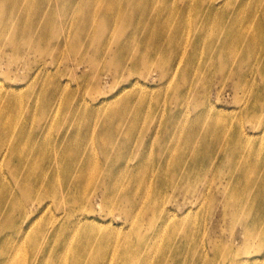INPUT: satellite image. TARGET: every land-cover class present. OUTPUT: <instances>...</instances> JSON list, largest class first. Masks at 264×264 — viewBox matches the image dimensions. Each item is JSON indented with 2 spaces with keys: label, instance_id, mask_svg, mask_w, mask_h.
I'll return each mask as SVG.
<instances>
[{
  "label": "rangeland",
  "instance_id": "obj_1",
  "mask_svg": "<svg viewBox=\"0 0 264 264\" xmlns=\"http://www.w3.org/2000/svg\"><path fill=\"white\" fill-rule=\"evenodd\" d=\"M6 1L0 0L2 11H6ZM239 1L30 0L33 5L23 12L12 9L7 17L0 13V18L5 17L0 22V27L5 28L4 32L0 30L2 94L11 92L21 98L22 117L26 110L29 112L30 101L35 103L31 110L34 115L45 108L61 117L64 112H68L69 117L75 113L78 120L72 123V130L64 129L81 134L76 129L85 132L86 127L90 126L94 136L92 148L86 141L89 133L78 137L84 146L81 156L85 167H90L82 171L103 174L102 178L118 179L119 190L127 185L130 187L135 210L131 207L128 210L127 203L119 197H110L103 203L100 198L81 202L92 210L88 217L94 221L92 224L89 221L85 223L82 230L99 224L105 234L118 231L112 233L122 237L120 240L111 238V242L106 244V247L113 246L110 251L113 254L123 251L120 262L112 264H183L186 257L193 260V254H188L186 242L191 244L193 250L201 251L204 246L201 227L209 229L207 236H223L229 240L236 234L241 240L238 235L240 226L231 219L235 208L229 206V203H236L234 187L241 175L238 169L231 171L227 167L221 151L226 138L231 147L235 141L244 138L243 128L251 133L257 144H262L260 153L264 147L261 135L256 134L259 133L257 125L264 119V0H241V7ZM11 6V3L8 4L7 11ZM16 13L23 20L20 21L23 29L29 30L33 40L36 36L44 38L42 43L35 45L31 41L26 44L22 43L24 40L16 39V35H20L12 34ZM151 14L154 15L150 20ZM34 20H38L37 26H34ZM253 25H258L262 40L256 56L247 64L245 57L249 56L246 49L253 43L245 37L244 30ZM236 27L239 29L238 35ZM141 33L147 35L143 40L140 39ZM11 37L20 43L13 42L16 45H12ZM230 44L233 46L230 47ZM98 52L106 57L104 63L100 62L103 57L98 58ZM82 58H86L85 62L78 65L76 61ZM237 68L240 70L239 77L233 74ZM188 75H195L199 84L194 85L187 79ZM247 84L262 91L256 111H251V106L255 105L250 104V96L245 89ZM132 93L138 98L142 97L143 101L128 99ZM53 94L58 98L55 107L49 105L51 102L53 104ZM80 98L84 101L81 102ZM196 104L200 105L198 109L194 108ZM93 106L97 108L96 114L103 113L98 117L100 121L104 124V117L107 121L104 124L107 125L105 137L115 142V146L109 150L101 148L98 142L100 122L96 116L93 119ZM177 117L180 119L175 120ZM38 119L36 116L31 122L34 130L35 120ZM68 119L58 118L46 125V136L50 132L47 145L53 144L58 131ZM172 119L181 123L180 127L189 133H199L198 122L202 123L204 137L189 141L186 132L183 136L177 131H168L165 135L157 132L164 122L171 123ZM219 119L221 122L216 123L215 120ZM213 127L216 129L212 132ZM117 130L121 135L119 139ZM152 132L155 137H148ZM74 138H64L61 154L71 152L68 144ZM206 140L218 147L203 155L196 153L200 161L194 167L190 156L192 147L205 148L203 142ZM162 143L181 150L187 147V153L178 156L172 161V166L165 167L163 171L158 170L160 166L156 167L159 161L157 148ZM145 146H148L147 150L139 155ZM72 150L78 152L75 145ZM216 150L220 154L217 168L212 164L217 161ZM43 157V154L36 156L39 166L32 172L35 179L44 177L42 175L46 168L42 163ZM243 164H248L253 170L251 162ZM135 165H139V170H131ZM178 169H181L180 175L173 176L172 173ZM7 177H11L10 172ZM102 178L96 183L99 186L86 185L90 193L105 188ZM170 182L176 185L171 183L169 186ZM196 190L197 193H187ZM224 194L229 196L225 220L222 212L220 217L217 216V210L222 205L217 203V199L221 200ZM199 196L202 201L200 205ZM27 205L35 223L33 227L27 220V225L31 226L25 234L27 238L20 256L27 260L26 264H33L35 258L41 259L43 255L42 263L55 264L53 258L60 253V248H48L44 254L42 247L51 241L54 247L77 242L81 230L70 238L62 236L61 230L76 226L79 216L76 213V217L64 218L62 214L55 213L53 204L43 208L39 203ZM165 208L177 213L171 224L162 223L161 215L165 213ZM215 208L216 225L214 219L207 216L213 214ZM142 209L144 213L139 214ZM131 213L135 218L129 217ZM43 224L50 230L58 226L59 236H43L39 230ZM11 228L7 226L1 231V236L8 235ZM127 232L131 234L126 235ZM186 232L190 235L188 240L185 238ZM126 239L128 242L123 244ZM36 242L40 247L32 260L30 257ZM142 244L148 248L144 251L148 253L147 257L141 254L139 247ZM239 245L244 248L243 242H236L233 246ZM106 247H103L104 251H107ZM250 249L245 253L252 263L253 252ZM66 256L71 258L73 250L68 251ZM14 264L21 262L17 260Z\"/></svg>",
  "mask_w": 264,
  "mask_h": 264
},
{
  "label": "bare ground",
  "instance_id": "obj_2",
  "mask_svg": "<svg viewBox=\"0 0 264 264\" xmlns=\"http://www.w3.org/2000/svg\"><path fill=\"white\" fill-rule=\"evenodd\" d=\"M30 0H7L4 4V9L6 11H2V7L0 8V13L3 12L5 17L9 16L12 9L15 11H25L27 8L31 7L33 4L29 2ZM241 0L239 1V3ZM12 4L10 9H8V4ZM16 6H14V4ZM242 4L240 3V7ZM103 10V6L100 7ZM107 8V7H105ZM264 10V9H263ZM8 12V13H7ZM8 14V15H7ZM154 14H151L149 19L153 18ZM4 17V18H5ZM4 18H0V22L3 21ZM21 18H19V14L16 13V18L14 20L15 26L13 27L12 34L19 33L20 35H16V39L19 41L24 40L22 43L29 44L32 41L35 42V45L42 43L44 38L41 36H36L33 40V35L28 33L29 30H24L22 27V23L20 24ZM16 22L18 24L16 25ZM37 26L39 24L34 20ZM24 23V22H23ZM141 24H144L140 21ZM108 26L109 22L107 23ZM134 27V26H133ZM2 32L5 31V28L0 27ZM235 32L239 33V29L236 27ZM31 34V35H30ZM245 37L253 43L252 46H248L246 49V54L249 57H245L246 63L249 64L257 54L259 42L262 40L260 34V30L258 25L247 26L244 30ZM30 35V36H29ZM136 36V35H135ZM147 35H140V39L143 40ZM222 38V37H221ZM14 37H11V44L13 42L20 43ZM16 45V44H12ZM31 45V44H30ZM233 44H230L232 47ZM30 49H33L32 46H27ZM97 47V46H96ZM140 51V49L138 48ZM29 52V51H28ZM27 52V53H28ZM105 56V55H104ZM103 53L98 52V58H102ZM86 58H82L79 61H76L78 65L84 63ZM106 61V57H103L100 62L104 63ZM234 75L240 76V70L237 68L233 72ZM187 79L190 80L194 85H198L199 82L195 80V75H188ZM262 80L264 85V72L262 73ZM1 89V86H0ZM248 90L250 96V104H254L255 106H251V111H256L257 100L261 97L262 91L255 90L250 84H247L245 87ZM134 98L140 100L142 97L138 98L134 95V93L128 95V99ZM52 99H54L53 104L51 102V106L55 107L56 101L58 100L57 96L53 94ZM80 101L83 102L84 99L80 98ZM212 103V101L210 100ZM35 103L30 101L29 103V112L26 110L23 117L20 114V110L23 107L21 98L17 94H11V92H7L2 94L0 91V264H14L17 260L21 262V264H26V259L21 257V249H23V244L25 239L27 238L28 229L30 226L35 223L33 221L32 216L28 213L29 206L28 203H39L42 208L46 205V207H50V205H54L55 213L62 214L63 217L67 216L68 219L72 217H76V213L79 218L78 224L76 226H68L62 228L61 234L65 237H72L73 234L76 236V232L80 231L77 242L74 244H59L54 247L52 241L42 247L43 252L45 254L46 250L60 248V253H58L54 258L55 264H112L113 262H120L119 260L123 257V251L120 253H111L110 251L113 249V246L110 245L106 247V244L111 242V238H116L120 240L122 237L118 233V231H111L109 234H105L103 227L100 225H93V227H84V224L89 221L90 224L94 222L93 220H89V212L92 211L90 208H86L83 206V200H93L96 201L100 198L102 203L105 200H108L110 197H119L124 200L128 205V210L130 207L132 210H135L133 206V197L129 192V185L121 188L119 190L118 179H111L108 177H103V174H89L82 170H87L90 167H85L84 158L81 156V152L84 151V146L79 141V136L82 134L87 135L89 137L86 141L88 145L91 147L94 143L93 132L90 131V126L86 127L85 132L81 129H76V132L81 134L71 133L69 131L72 130V123L78 120L75 116V113L69 117L68 112H64L62 117L60 114L55 113L54 115L50 113L49 108H45L44 110L34 115L31 113V110L34 109ZM92 105V104H91ZM200 107L199 104H196L194 108L198 109ZM10 109V110H9ZM97 108L92 107L93 119L95 116L97 117V121L100 122V128L98 131V142L101 145V148L109 150L110 147L115 146L114 141H109L105 137V131L107 129V121L104 117V124L100 121L98 117L103 116V113L98 112L96 114ZM184 112V111H182ZM38 116L39 119L35 120V130L32 129V120ZM58 118L66 119L69 118L62 126L60 131H58L55 141L53 144H48V136L50 132L46 136V125L54 123ZM180 119L179 117L175 118V120ZM172 119V122L168 121L164 122V126L159 128L157 132L163 133L164 135L168 133H174L175 131L179 132L181 136L184 133H187L186 139L191 141L194 138H203L202 132L205 130L202 123L198 122L199 133H189L181 126V123L175 122ZM73 121V122H72ZM37 122V123H36ZM215 122L220 123L221 119L215 120ZM223 122V120H222ZM87 125V124H86ZM262 125V126H261ZM216 126V124H215ZM256 127V126H255ZM69 128V129H64ZM64 129V130H63ZM216 129V127L212 128V132ZM256 134L261 135V140L264 143V119L260 121V123L256 127ZM165 130V131H164ZM193 129H190L192 131ZM164 131V132H163ZM244 138H241L238 141H235V145L231 147L230 141L228 138L224 140L223 152L224 161L227 167L230 168L231 171L234 169H238L241 175V178L238 180L237 185L234 187L236 195L234 196V200L236 203H229V196L224 194L221 200L217 199V203H222L220 208L217 210V216H221L223 220L227 218V203H229L230 207L235 208V211L232 212L231 219L235 221L236 224H239L240 231H242V235L240 231L238 235H240L241 240L237 238V235L234 234L230 237L229 240L226 238H218L217 236H207V227H201L200 231H203V245L201 251L193 250L191 244L186 242V248L189 249L188 254H193V260H186L183 264H264V147L262 152L260 153V147L262 144H257V142L252 139L251 133L247 132V129L243 128ZM117 138H120L119 131L117 130ZM154 132H152L148 137H153ZM97 135V134H96ZM46 136V137H45ZM75 137L73 142L68 144L69 153L61 154L64 150V138L66 137ZM155 137V136H154ZM203 146L205 148L196 149L195 146L192 147L191 162L195 167L196 164L199 163L200 158L197 157L196 153L200 155L210 153L213 148H217L212 141H204ZM127 142H125V145ZM142 144V141L140 142ZM78 149V152L72 150L73 147ZM259 147V148H258ZM92 148V147H91ZM148 146H145L144 149H141L139 155L145 152ZM172 147L169 145H165L162 143L157 148V157L158 163L157 166H160L158 170H164L165 167L172 166V161L176 159L180 155H185L186 146L181 150L180 148ZM146 149V150H145ZM91 150V149H90ZM154 150V149H153ZM176 150V151H173ZM77 154H75V153ZM170 152V153H169ZM43 154L42 163L46 168V171L42 176L43 178L35 179L32 177V172L34 168L38 167L39 164L36 160V156ZM171 154V155H170ZM216 154L218 155L217 161L212 163L213 167H218V162L220 160V154L216 150ZM234 157L236 158V162L234 161ZM253 159L252 161H249ZM243 162H251L253 164V170L250 168L248 164H243ZM41 165L43 168L44 166ZM180 168L179 164L177 165ZM131 170H139V165H135L131 167ZM180 170L178 169L172 173L173 176L180 175ZM8 172L11 173V177H7ZM97 178V180H95ZM99 178H102V186L105 188H101L98 190H94L91 193L88 191L86 185L89 184L91 187H94L98 182ZM237 180V179H236ZM196 181V180H195ZM35 182V185H34ZM170 182L169 186H171ZM244 186H243V185ZM99 186V183L98 185ZM219 188V187H218ZM138 189V188H137ZM198 191H189L187 193H197ZM244 192L245 195H243ZM183 193V192H182ZM200 201L198 205L202 203L201 196H199ZM20 203V205H19ZM156 203V202H155ZM215 203V204H217ZM92 205V203H90ZM78 207V209H77ZM193 207V206H192ZM226 207V208H225ZM25 208V211L23 210ZM194 208V207H193ZM217 208V207H216ZM216 208L213 210V214H208L207 216L211 219H214L216 216ZM80 211V212H78ZM165 213L162 216V223L171 224L172 220L176 216L175 213L171 209H164ZM177 211V210H176ZM18 212V213H17ZM178 212V211H177ZM24 213V214H23ZM144 210L139 214H143ZM130 218H135V215L131 213ZM27 220H29V225H27ZM214 225L218 223V220L214 219ZM26 224V225H24ZM133 226V224L130 222ZM7 226L12 227L9 231V234H5L1 236V231H3ZM168 226V225H167ZM34 227V226H33ZM58 226H55L51 230L47 228L45 224L39 228L42 235H48L49 238L59 236L60 230L57 229ZM194 227V225H193ZM33 229V228H32ZM113 232V233H112ZM131 232H127L126 235H130ZM189 236L186 232L185 238L188 240ZM128 239L123 241V244L127 243ZM240 244V242L244 243V248L239 246H233L235 243ZM40 245L38 242L34 244L32 248L33 253L30 257L32 260L35 258L34 256L39 251ZM103 247H106L107 251L103 250ZM249 251L253 252V262H250V258L247 256L245 251L250 248ZM142 249V253L144 256H148L147 251L148 248L145 244H142L140 247ZM73 250V256L68 258L66 255L68 251ZM123 250V245H122ZM192 252H191V251ZM234 250V252H233ZM184 253L183 250H181ZM171 257V256H169ZM44 255L41 259H36L33 264H45L42 263ZM172 258V257H171ZM28 263V262H27Z\"/></svg>",
  "mask_w": 264,
  "mask_h": 264
}]
</instances>
